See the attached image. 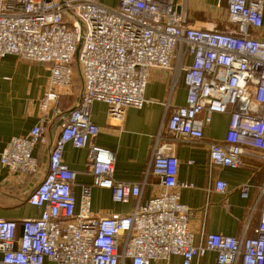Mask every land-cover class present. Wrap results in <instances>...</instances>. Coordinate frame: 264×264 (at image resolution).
Here are the masks:
<instances>
[{
	"label": "built area",
	"instance_id": "built-area-1",
	"mask_svg": "<svg viewBox=\"0 0 264 264\" xmlns=\"http://www.w3.org/2000/svg\"><path fill=\"white\" fill-rule=\"evenodd\" d=\"M186 0H0V58L47 63L49 79L40 106L55 103L61 119L49 151L47 170L27 202L40 208L38 217L20 223L0 218V264H168L174 255L193 264L207 251L218 264H264V210L253 236L206 233L197 243L188 228L190 209L180 190L190 183L177 180L178 159L171 142L199 140L214 113H228L221 142H209V167L239 168L244 156L264 161V39L250 35L263 24L262 0H227L228 31L192 26ZM82 87L77 103L67 111L57 107L60 89L72 85L78 42ZM190 57L189 64L182 61ZM179 62L186 96L159 127L152 146L151 173L161 192L128 213L96 216L91 212L90 186L79 199L72 191L76 172L63 159L66 145L87 148L86 165L92 185L107 188L111 199H139L138 183L113 177L115 152L91 142L98 126L91 119L94 102L107 115L123 120L126 108H142L149 71L170 70ZM42 117L40 121H44ZM47 138L41 122L24 136H13L0 152L10 171L33 175L38 161L33 147ZM213 188L225 192L226 183ZM249 186H241L248 195ZM264 204V183L259 188Z\"/></svg>",
	"mask_w": 264,
	"mask_h": 264
},
{
	"label": "crops",
	"instance_id": "crops-1",
	"mask_svg": "<svg viewBox=\"0 0 264 264\" xmlns=\"http://www.w3.org/2000/svg\"><path fill=\"white\" fill-rule=\"evenodd\" d=\"M116 2L103 4L114 6ZM262 6V26L249 30L257 39H264V0ZM185 9L188 21L194 27L217 31L234 28L228 21L227 0H186ZM190 61V57H186L182 63L189 64ZM48 79L47 63L12 54L0 58V152L11 137L26 135L38 122L42 123L47 138L45 144L38 143L33 147L32 154L38 161L35 174L25 176L0 163V218L16 221L18 232L23 219L40 214V208L30 205L27 198L47 170L49 151L61 124V119L54 113L55 103L47 111L40 106ZM81 87L76 64L71 88L59 90L57 107L63 111L72 108L78 101ZM185 96L182 70L179 62H174L170 70L150 69L144 92L148 102L140 109L126 108L123 120L109 117L105 103L94 102L91 119L99 130L91 142L115 152L114 179L138 183L141 195L139 199L132 197L128 203L114 202L109 189L92 185L93 177L86 165L87 148H74L68 144L63 159L76 172L72 185L76 199L83 186H90L91 212L96 216H107L128 213L137 202L143 204L161 192L158 177L151 173L152 146L160 125L167 121L174 107L185 103ZM42 117H45L44 121H40ZM228 120V113H214L210 123L204 126L201 139L170 141L171 152L178 159L177 180L192 185L180 190V201L191 211L188 228L195 243L206 233L253 236L264 210V204L258 198L259 188L264 183V161L244 156V165L239 168L209 167V142L224 139ZM215 180L226 183L225 192L213 188ZM242 185L249 186L246 197L241 195ZM168 264H182L181 257L172 256ZM193 264H218L216 253L207 251Z\"/></svg>",
	"mask_w": 264,
	"mask_h": 264
},
{
	"label": "water",
	"instance_id": "water-1",
	"mask_svg": "<svg viewBox=\"0 0 264 264\" xmlns=\"http://www.w3.org/2000/svg\"><path fill=\"white\" fill-rule=\"evenodd\" d=\"M80 46H81V41L78 42L77 47H76V51H75V60H76L77 65H78L77 59H78V53H79Z\"/></svg>",
	"mask_w": 264,
	"mask_h": 264
},
{
	"label": "rangeland",
	"instance_id": "rangeland-1",
	"mask_svg": "<svg viewBox=\"0 0 264 264\" xmlns=\"http://www.w3.org/2000/svg\"><path fill=\"white\" fill-rule=\"evenodd\" d=\"M103 2H106V3H110V4H114L116 0H102ZM102 1H100L101 3H103Z\"/></svg>",
	"mask_w": 264,
	"mask_h": 264
},
{
	"label": "trees",
	"instance_id": "trees-1",
	"mask_svg": "<svg viewBox=\"0 0 264 264\" xmlns=\"http://www.w3.org/2000/svg\"><path fill=\"white\" fill-rule=\"evenodd\" d=\"M72 67H73V71H74L75 68H76V61H73V63H72ZM17 233H18V230H17Z\"/></svg>",
	"mask_w": 264,
	"mask_h": 264
}]
</instances>
